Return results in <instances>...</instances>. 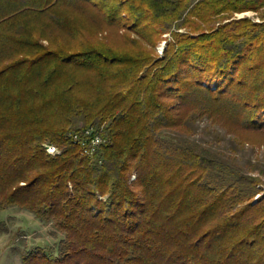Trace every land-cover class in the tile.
Segmentation results:
<instances>
[{"label": "trees", "instance_id": "obj_1", "mask_svg": "<svg viewBox=\"0 0 264 264\" xmlns=\"http://www.w3.org/2000/svg\"><path fill=\"white\" fill-rule=\"evenodd\" d=\"M198 117L264 142V0H0V213L61 235L24 264H264L257 182L164 134Z\"/></svg>", "mask_w": 264, "mask_h": 264}, {"label": "rangeland", "instance_id": "obj_2", "mask_svg": "<svg viewBox=\"0 0 264 264\" xmlns=\"http://www.w3.org/2000/svg\"><path fill=\"white\" fill-rule=\"evenodd\" d=\"M246 16L260 21L257 13L252 10L236 14V18ZM167 37L173 39L170 33L164 34V38ZM166 45V39L157 44L156 51L160 56L164 55ZM188 126L189 131L165 130L164 134L185 145L205 149L211 155L235 164L244 176L257 182L253 202L264 197L263 141H241L236 135L212 123L207 117L193 118L188 121ZM132 178L134 179L135 175ZM60 237L52 223L39 220L26 209L10 206L0 213V264H24L22 251L38 244L43 245L47 251L56 253Z\"/></svg>", "mask_w": 264, "mask_h": 264}, {"label": "built area", "instance_id": "obj_3", "mask_svg": "<svg viewBox=\"0 0 264 264\" xmlns=\"http://www.w3.org/2000/svg\"><path fill=\"white\" fill-rule=\"evenodd\" d=\"M163 48L164 46L161 47V49ZM72 138L75 143L80 145L83 154L87 156H94L108 142V137L104 135L103 126L101 128H97L94 125L85 127L82 130L73 132ZM45 148L52 155L60 152L59 147L50 142L45 143Z\"/></svg>", "mask_w": 264, "mask_h": 264}]
</instances>
